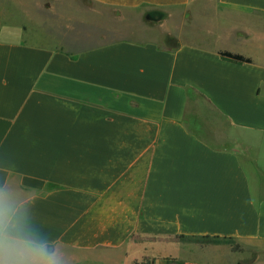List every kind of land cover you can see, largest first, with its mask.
Here are the masks:
<instances>
[{"label":"crops","instance_id":"1","mask_svg":"<svg viewBox=\"0 0 264 264\" xmlns=\"http://www.w3.org/2000/svg\"><path fill=\"white\" fill-rule=\"evenodd\" d=\"M90 1L167 10L168 41L84 44L101 39L87 16L51 44L0 37V184L30 191L76 264H222L204 237L264 247V0Z\"/></svg>","mask_w":264,"mask_h":264},{"label":"rangeland","instance_id":"2","mask_svg":"<svg viewBox=\"0 0 264 264\" xmlns=\"http://www.w3.org/2000/svg\"><path fill=\"white\" fill-rule=\"evenodd\" d=\"M22 1L29 7L15 5L12 0H0L2 39H17L19 34L15 26L18 25L25 30V37L28 40L51 44L55 42L59 27H63L65 19L87 16L92 20L94 18L96 25L91 28L86 25V31L96 33L101 39L94 41L90 38L81 41L84 44L120 38L136 40L157 38L168 41L167 36L158 28V23L167 17V10L111 8L97 5L90 0ZM190 240L201 245L208 256L219 259L222 264H264V247L249 241L212 238ZM224 260L227 262L224 263Z\"/></svg>","mask_w":264,"mask_h":264},{"label":"clouds","instance_id":"3","mask_svg":"<svg viewBox=\"0 0 264 264\" xmlns=\"http://www.w3.org/2000/svg\"><path fill=\"white\" fill-rule=\"evenodd\" d=\"M30 191L0 184V264H76L66 243L37 222Z\"/></svg>","mask_w":264,"mask_h":264},{"label":"trees","instance_id":"4","mask_svg":"<svg viewBox=\"0 0 264 264\" xmlns=\"http://www.w3.org/2000/svg\"><path fill=\"white\" fill-rule=\"evenodd\" d=\"M220 55L225 57V58H229L231 60H235V61H238V62H251L250 59L245 58V57H243L241 55H238V54H231V53H228V52H220ZM204 238H210V237H204ZM212 239H214V240H225V238L220 239L218 237H213Z\"/></svg>","mask_w":264,"mask_h":264}]
</instances>
